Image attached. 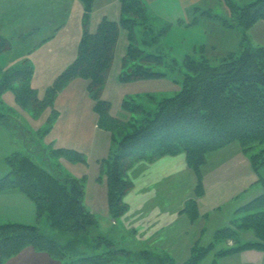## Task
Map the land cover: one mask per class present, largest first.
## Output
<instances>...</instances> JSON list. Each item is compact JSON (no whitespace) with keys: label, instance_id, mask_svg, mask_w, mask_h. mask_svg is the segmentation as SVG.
I'll return each mask as SVG.
<instances>
[{"label":"trees","instance_id":"obj_1","mask_svg":"<svg viewBox=\"0 0 264 264\" xmlns=\"http://www.w3.org/2000/svg\"><path fill=\"white\" fill-rule=\"evenodd\" d=\"M81 2L83 33L76 58L58 75L48 89V96L58 93L74 78L87 79V89L94 100L99 121L120 127L119 136H113L115 148H110L109 154L99 160L114 217L127 209L125 196L133 187L129 171L136 161L184 152L190 166L200 175L210 151L235 141L247 151L252 150L255 143L264 145V45L253 47L242 42L236 50L215 52L216 47L212 46V51L204 42L195 46V54L185 53L180 59L170 55L169 48L173 50V47L164 45L165 35L171 32L173 22L159 20L146 0H119L120 17H103L94 31L90 30V21L95 0ZM224 2L229 8L227 14L216 13L211 8L202 9L199 4L193 9L201 15L219 18L227 28L248 30L264 20V0ZM197 18L195 15L191 22H197ZM123 29L127 31L128 45L122 59V82L172 77L176 82L181 80L182 84L174 95L162 99L149 93L126 95L122 105L130 117L122 124L110 114L111 103L102 99V95ZM242 34L247 39L246 31ZM11 48V41L0 35V54ZM11 71L14 76L25 77L20 78L19 83L18 78L14 80L7 74L1 85H14L17 99L26 103L24 106H32V100H38L37 90L30 80L32 66L22 63ZM53 102L54 97L45 105H53ZM38 109L36 106L35 110ZM56 114L53 110L51 120ZM52 154H64L76 161L86 160L75 149L58 148L52 150ZM251 160L264 188V147L252 153ZM9 161L11 170L0 177V191L17 188L28 195L38 216L46 215L52 228L62 235V240L58 241L50 231L33 223H1L0 264L28 246L48 252L59 259L60 264H110L132 253L125 247H118L111 236L93 232L99 218L84 203V177L65 173L56 165H52L51 170L45 168L24 153H14ZM200 188L201 179L199 191ZM242 209L250 214L235 225L238 229H252L257 240L230 247L220 254L250 248L264 251V191ZM234 233L230 228H224L218 231L217 237ZM193 252L190 264H197L208 253L207 249L201 250L198 246ZM141 254L151 259V262L143 259L148 264L157 263L149 251L143 250Z\"/></svg>","mask_w":264,"mask_h":264},{"label":"rangeland","instance_id":"obj_2","mask_svg":"<svg viewBox=\"0 0 264 264\" xmlns=\"http://www.w3.org/2000/svg\"><path fill=\"white\" fill-rule=\"evenodd\" d=\"M146 1L151 12L159 17V20L173 22L174 26L171 32L169 35H165L164 45L173 47V50L169 48L170 55L176 58L182 59L185 53L195 54V46L204 42L208 43V48L211 49V38L215 34L221 40L215 43L220 44L218 46L220 48L216 47L215 52L236 50L242 42L253 47L264 45V20L255 24L250 30L224 27V30L221 31L218 29V25L220 22L222 23L219 18L201 15L200 11L196 12L193 9L194 5L199 4L202 9L211 8L216 13L227 14L229 8L224 0H185V6H182L181 0ZM82 7L81 0L68 1L63 5L62 22H64L66 9L67 26L60 32L61 34L72 37L76 30L80 29L78 23L82 21L79 19ZM118 8V0H96L91 19L95 21L102 16L112 18L115 16L112 10ZM10 11L8 10V13ZM8 15L10 16V14ZM195 15L198 18L197 22L193 23L191 20L193 21ZM17 18L19 17L17 16ZM4 19L8 20V18ZM200 19L204 21L199 23ZM205 20L212 22V28L215 30H207ZM123 30L121 31L122 38L119 50L126 39L124 35L126 31ZM245 31L247 39L243 38L242 32ZM20 41L12 40L14 48L9 54L1 55L0 58L21 57L23 46ZM54 43L57 44L56 47L61 45V41ZM70 50L74 51L73 49ZM215 52L212 54H218ZM36 67L38 68L35 70V74L33 72L30 80L31 82L36 80L35 83L45 90L40 93L37 88L32 86L37 90L38 100L31 99L33 105L24 106L23 104L26 105V103H21L17 99V90L14 85L5 86V84H1L7 74L13 76L14 80L18 78L19 83H21L19 79L25 76H14L11 71L14 68L6 70L0 65V123H3L0 124V177L8 174L11 170L9 157H12L16 152L29 155L38 164L50 170L52 165H56L55 167L60 168L63 172L75 176L84 172V175L79 176L84 177L86 182L87 199H84V203L99 218L93 232L111 236L118 247H125L132 251L122 260L118 259V261L110 264H148L143 259L148 260V262H151V259L141 254L143 250L149 251L155 257L154 261L157 263L160 261V264H190L193 261L195 246L208 251L197 264H264V251L256 248L244 249L226 255L220 254L230 247L257 240L252 229H238L235 223L240 222L243 217L250 214V211L242 209L244 205L264 191L260 175L255 170L251 160V154L258 152L264 145L255 143L253 149L247 151L245 146L235 141L218 150L210 151L206 155V161L201 167L200 175L190 166L184 152L166 154L155 160L136 161L129 171L133 187L125 196L127 209L119 217H114L109 207L107 181L100 174L98 158L102 157L109 148H115L116 141L113 136H119L120 127L113 123L109 125L108 121H99L97 112L96 115L93 110L94 100L87 89L88 81H77L68 88L66 85L58 93L53 94L54 96L49 97L48 89L53 85L56 78L52 81L49 77L51 73L43 71L45 64L36 65ZM117 71L118 65L115 63L109 74L110 85L106 91V98L111 102L110 114L122 124L127 123L130 117V113L122 105L123 95L125 98L126 95L149 93L157 96V99H162L166 95H174L182 84L181 80L176 82L172 77L139 80L130 83L122 82ZM56 77L58 76L56 75ZM9 83L12 84V82ZM1 87L4 89L1 90ZM53 97L54 106L61 107V113L73 114L69 115V118L68 116L65 117L66 120H62L66 124H71L70 128H65L63 139L69 144L74 143L84 149V151H78L85 156V162H78L68 157L63 159L61 156L53 155L54 147H50L51 145L48 144L46 128H39L42 118L45 117L44 111L51 106V104H45ZM72 98L78 99L77 106L82 107V110H78V117L74 113V105L69 104V99ZM106 98L102 95V99L107 100ZM152 99L154 100V98ZM87 104L89 110L86 113ZM36 106L39 108L38 110H35ZM36 113L40 114L41 119H35ZM42 114L43 116H41ZM108 127H111L112 130ZM168 156L178 157V162L168 163L165 167L160 166L158 161ZM200 179L201 190L199 191ZM168 194H171L174 200L162 203V197ZM18 214L24 219L30 218L28 213L26 215L18 212ZM38 217V223L35 224L50 231L58 241H61L62 235L52 228L47 216ZM224 228L235 231V235L222 236L218 239V231ZM250 251L257 252L252 254ZM40 252L49 254L46 251ZM14 256L6 258L2 264L8 263ZM50 256L56 260V264H60L59 259Z\"/></svg>","mask_w":264,"mask_h":264},{"label":"crops","instance_id":"obj_3","mask_svg":"<svg viewBox=\"0 0 264 264\" xmlns=\"http://www.w3.org/2000/svg\"><path fill=\"white\" fill-rule=\"evenodd\" d=\"M68 1H72V0H0V35L5 38H8L11 41V43H12V40H21L20 42L23 46L21 57L18 56L17 58H13V59L9 57L7 59L0 58L1 68L3 69L5 68L6 70L13 69L22 63H28L30 64V66H32L33 72L35 74L36 72L35 70L38 68L36 67V65L39 66L41 64H45V69L43 71L50 72L51 75L49 77H51L52 81H54V79L57 78L56 75L58 76L76 58L79 43H80L81 36L83 33L82 21L78 23L79 24L78 28L80 29H77L76 33L72 35V37H69L70 35H67L68 37H66V34L60 33L67 26L66 9L64 12V16H65L64 22H62L61 15L63 11V5H65ZM185 2H186L185 0H181L182 6H185ZM8 10H11L10 13H8ZM81 10L82 12H81V15L79 16V19L82 20V16L84 13L83 7ZM112 11H113L112 13H114L115 15L112 17V19H118L121 13L120 2H119V8L116 10H112ZM8 14H10V16ZM17 16L19 18H17ZM103 17H107V16H102L101 18H98L95 21H92L91 19L90 21L91 31H94L97 28V25L99 24V22L102 20ZM4 18H8V20H5ZM57 18H60V19L58 20ZM203 21H204L203 19L202 20L200 19L199 23ZM206 22H207V27H208L207 30H210V31L215 30V28H212L213 26L212 22H208V21ZM254 26L255 24L251 28H253ZM224 27H225L224 24L220 22V25H218V29L223 31ZM123 31H126V30H123ZM124 35L126 38L125 43L124 45L122 44V47H120V50H119V44L122 38V33L120 34V38H119L117 48H116L115 58L112 64V68L110 70L111 72L116 63L118 65L117 73L119 74V77H120V72L122 70V59L125 55L126 48L128 45L127 31L124 32ZM55 41H61V45H59V47H56L57 44L54 43ZM218 41H221V40L218 37V35L215 34L213 38H211L212 43L210 44H212V46L214 47H218L220 46V44L219 45L215 44ZM13 48H14V45L12 43V48L8 52L1 53L0 56L9 54V52L12 51ZM70 49H73L74 51L72 52V50ZM230 51H233V50H230ZM109 79L110 77H108V80H107V83H106V86L103 92V95L105 98H106V91L110 85ZM80 80L88 81L87 79L77 77L71 80L67 84L66 88H68L72 83H75ZM35 81L36 80L31 82L32 86L34 88H37L40 93L42 90L44 91L45 89L39 87L35 83ZM122 97H123L122 99H124V95ZM106 99L108 100V98ZM78 102H79L78 99H73V98L69 99V104L71 106L74 105L73 109L76 115L78 114L79 109L82 110L81 106L80 107L77 106ZM54 103L55 102H53V105L47 108L48 110L44 111L45 117L42 118V121L39 127L43 129V127L47 128L48 126V131L46 135L48 136V139H47L48 144L51 145L50 147H54V149L67 148V149H75L77 151L78 150L84 151L82 147H79L74 143L69 144L68 141H65L63 139L66 129L70 128L71 124H66L62 122V120L65 119V117L67 116L69 118V115H73V114L69 112L64 113V114L61 113V110H60L61 107L54 106ZM93 108H94V103H93ZM53 110L57 111V114H56L57 116L55 119L51 120L52 119L51 117L53 115ZM88 110L89 109H88V104H87L85 108V112L87 113ZM94 112L96 114L95 110ZM35 116H36L35 119L36 118L41 119L40 114L36 113ZM41 116H43V114ZM0 124H3V123H0ZM109 150L110 148L108 149V151L107 150L105 151L106 153H104L102 157L98 158V162L101 158L107 156ZM60 156L63 159L65 157L70 158L69 156L64 155V154ZM56 157H59V156H56ZM158 162L160 166L163 165V167H165L168 165V163L178 162V157H169V156L163 157ZM82 175H84V172H81L80 174H78V176H82ZM152 180L154 179L152 178ZM154 181L158 182L156 179ZM86 192H87V188H86ZM106 198H105V208H106ZM85 199H87L86 194H85ZM172 199L173 198L171 197V194H168L162 197L161 201L162 203H165V202L171 201ZM18 212L22 214L25 213L26 215L28 213L30 218L24 219L23 216H20L18 214ZM37 218L39 219L34 202L24 192H22L21 190L17 188H7L5 190L0 191V223H4L7 221H19V222H24V223L35 224L37 222ZM250 252H252V254H256L257 251H250ZM6 264H56V260H54L49 254L47 255L44 252L37 251L33 247L28 246L24 248L19 254L14 256Z\"/></svg>","mask_w":264,"mask_h":264}]
</instances>
